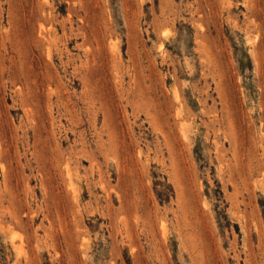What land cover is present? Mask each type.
I'll list each match as a JSON object with an SVG mask.
<instances>
[{"label":"rangeland","instance_id":"obj_1","mask_svg":"<svg viewBox=\"0 0 264 264\" xmlns=\"http://www.w3.org/2000/svg\"><path fill=\"white\" fill-rule=\"evenodd\" d=\"M0 264H264V0H0Z\"/></svg>","mask_w":264,"mask_h":264}]
</instances>
